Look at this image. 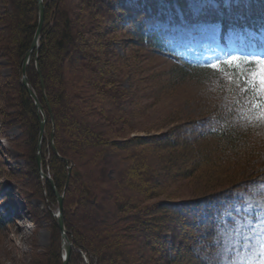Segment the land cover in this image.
<instances>
[{
  "label": "rangeland",
  "instance_id": "rangeland-1",
  "mask_svg": "<svg viewBox=\"0 0 264 264\" xmlns=\"http://www.w3.org/2000/svg\"><path fill=\"white\" fill-rule=\"evenodd\" d=\"M118 1V9L113 11L102 0L92 5L83 0H65L75 14L76 28L87 26L91 30L86 29L88 34L78 40L82 58L66 55L60 62V55L49 50L47 63H43L54 115L48 102L49 113L43 107L42 113L36 110L38 123L45 118L40 171L49 178L54 175L50 159L57 149L77 163L70 177L72 163L65 158L67 176L58 191H63L65 197L71 178L65 205L74 239L66 233L72 243L71 253L80 254L79 264H197L194 258L201 255L204 245L206 233L202 228L208 211L194 206L198 203L194 201L196 193L215 194L209 188L202 189V182L235 173L231 168L236 169L239 159L224 148H205L204 144L212 143V139L202 137L204 124L194 123L214 112L216 106L230 105L232 99L222 74L210 70L198 79L192 77L190 69L181 70L177 64L188 66L191 60L208 63L227 55L264 59V37L258 35L257 44H248L239 30L221 33L217 24L201 18L188 24L171 22L170 9L176 11V16L182 15L177 5L181 0ZM134 2L152 3L156 11L162 10L166 19L158 20L155 30L167 37L174 51L148 48L129 32L128 23L142 20L139 12L123 7ZM187 5L198 16L206 5L215 4L213 0H187ZM9 9L8 0H0V24L2 17L11 13ZM259 9L257 6L253 10ZM33 14L31 10L20 14V22L33 25ZM22 38L16 35L14 41ZM7 52H0V264H59L62 238L53 220L56 198L53 201L48 197L46 178L40 175L37 160V177L33 171L29 122L19 103L21 53ZM259 67L251 65L253 71ZM247 100L231 114L230 121L249 127V140L260 149L250 158L249 164H253L257 159L264 161V117ZM78 132L84 140L71 138ZM87 134L99 136V141L89 142ZM184 143L187 150L182 147ZM188 170L193 172L189 176L185 173ZM82 180L93 188L95 201L85 198ZM258 184L248 190H231L228 199H219L218 211H214L217 204H211L219 221L212 242L216 247L213 264H259V245L242 246L240 233L248 228L242 227L241 218L247 217L233 207L244 203L237 193L252 196L264 185ZM255 199L260 201L261 196L255 195ZM167 204L183 213L160 210ZM196 212L199 215L194 218ZM247 215L254 219L251 212ZM140 220L142 229H126V225L135 227ZM88 242L92 248L86 255L78 245ZM94 247H100V252Z\"/></svg>",
  "mask_w": 264,
  "mask_h": 264
},
{
  "label": "trees",
  "instance_id": "trees-1",
  "mask_svg": "<svg viewBox=\"0 0 264 264\" xmlns=\"http://www.w3.org/2000/svg\"><path fill=\"white\" fill-rule=\"evenodd\" d=\"M87 5H92L93 2L96 0H83ZM106 3V6H108L113 11H116L119 6L118 0H102ZM136 0L135 2H137ZM143 1V0H141ZM171 1V0H169ZM217 3V8H214L212 5H207L205 7L206 15H210V20L212 21H221L223 19L232 21L233 24L235 21L238 24H245L244 19H247L249 17H252L256 19V26L262 25V22H264V0H246L249 2L247 8L243 7L244 0H238V4H233L230 0L229 5H225V0H214ZM135 2L130 5H123L124 8L128 9L130 8L131 12H139V15L141 16L140 19H142L139 22H133L131 21L129 26V32L134 35L138 43L143 44L144 46H148V48L157 47L159 49H168V45L166 42V38L163 37V35L159 34L158 31L153 29V24L155 20L157 19H163L164 15L162 14V10L160 12L155 10V5L152 3H141L136 4ZM9 6L11 7V13L9 15H5L2 17L1 21L2 24H0V52H4V54L9 53L11 54L12 51H15V53L20 55V61L18 60V65H21V60L24 57L25 53L27 52L29 45L32 41L33 34L36 29L37 25V0H8ZM172 3V2H170ZM44 4V21L42 25L41 30V36L38 41V48L36 52H33L31 54L30 60L26 67V77L29 81L30 86L36 93L39 102L41 103L42 107L46 111L47 105L46 102L49 104V108L52 112V116L54 108L53 103L51 100V95L49 96L50 92L47 88V82H46V71L43 68V63H47V52L49 50L54 51L56 54H59L60 56V62L66 55H70L73 57H83V53H78V40L83 37L84 34H88L86 31L87 26L81 29V27L78 26V29L74 25V18L75 15L71 11L70 3L65 2V0H43ZM178 7L181 8L182 15L181 18L185 21H190L191 19V11L189 9V6L187 5V0H181L179 4H177ZM259 7L258 12H254V8ZM56 9V10H55ZM28 10H31L34 12L33 14V20L34 24L31 26H27L26 24H23L19 20L20 14L26 13ZM100 10V9H99ZM100 12L104 13V10H101ZM169 13L173 17V19L178 20L180 19V16H176V11H173V9H170ZM262 21V22H261ZM222 22V21H221ZM87 25V24H86ZM89 25V24H88ZM12 30L15 33L13 35ZM91 30V29H88ZM12 34H11V33ZM20 35V37H23L21 40L14 41L15 36ZM13 39V41H12ZM47 45V47H46ZM35 59L38 64V68L41 74V77L43 79V91L41 90L39 76L35 67ZM61 64V63H59ZM177 66L181 70H191L192 74L195 78L201 79L200 76L205 77L210 70L206 68H202L199 66L187 68L184 65L177 64ZM60 67V66H59ZM61 69V68H60ZM210 69V68H209ZM182 73H180V77ZM223 81V80H222ZM103 82V81H102ZM104 82H106L104 80ZM224 83L226 84V87L228 89V93L230 95V98L232 99L229 106L227 105H219L214 108V112L210 113L209 115L204 116V118H201L200 120H195V124H204L203 125V132H201L202 137H207L209 139H212V143L204 144L205 148L212 146L214 149H222L224 148V151L226 153L233 152L232 155L235 157H238L239 160H237V164L235 165V168H231L234 170L235 173L229 174L228 177H221L222 174L219 177H215L216 179L209 182L203 181V187L202 189L209 188L208 190L216 191L215 194L212 195H204V193H196L197 196H195L196 200L194 203L195 205H198L199 209L203 207L205 208L208 213H206V223L203 225V230L205 231L206 235L203 237L202 241L204 242V245H202L201 248V255L198 257H195V261L197 264H213L212 255L216 249V247L212 244L213 240L215 239L217 230V219L213 215V207L211 206L212 203L217 204L218 208L214 207V211H218L219 205H220V198L223 197L225 199H228V197L231 196L230 191L233 189H243L247 190L253 185H256L258 183H264V161H260L257 159L256 162H253V164L250 163V158L255 157L260 150L257 146H254L253 142L249 140L248 133L250 132V129L248 126H243L242 124L233 123L230 121L231 114L236 112L237 107H239L240 104L245 100V96H241L239 91L235 88H230L228 83L224 80ZM18 84V83H17ZM223 84V83H221ZM102 90V88L100 89ZM18 91H19V103L20 106L23 109L24 117L29 122L28 125V137L33 143V152L31 156L32 161V168L36 175L38 176V168L36 165V154H35V148L37 144V136H38V130H39V123L36 118V109L34 106V102L30 97L28 96V93L26 89L22 86L21 82H19L18 85ZM104 92V91H103ZM105 94V93H104ZM44 95L46 98H44ZM57 101V99L55 98ZM239 100V103L237 102ZM62 102V101H60ZM59 102V103H60ZM61 106V103H60ZM208 113V112H207ZM49 115V114H48ZM201 116V115H199ZM105 119V117H103ZM238 126V127H237ZM239 126L243 129H239ZM71 138H73L75 141H81L84 140V138H80V133H76L73 135H70ZM86 140H88L91 143H94V141H99L96 135L90 134L86 135ZM184 139V138H182ZM214 143V144H213ZM49 146V143H48ZM188 145L184 143V146L182 144V147H184L186 150ZM56 149V148H55ZM205 150V149H204ZM207 150V149H206ZM57 154L52 151V158L50 159L52 162V165L54 167V175L51 176V179L56 187L57 190H62L63 184L66 180V174H67V164L64 162V158L68 159L72 164L70 177L72 176V173L77 166V163L75 159L69 155H65L61 153L58 149L55 150ZM44 156L42 157L43 161ZM219 163V161H218ZM219 165L222 166V164L219 163ZM217 166V163H216ZM229 166V165H228ZM223 167V166H222ZM64 169V171H63ZM247 169V170H246ZM246 170V171H245ZM249 170V171H248ZM192 171L188 170L186 171V175L189 176ZM248 172V174H247ZM250 172V173H249ZM193 173V172H192ZM71 178L68 181V187L71 185ZM45 186L47 188V194L48 197L50 196L54 201V193L50 187V183L47 179H45ZM67 187V190H68ZM81 191H83L85 198L88 200V202L95 201V195L94 190L91 188V186L84 180L81 182ZM65 190V197H64V203H63V211H62V218L64 222V227L66 231L71 235L74 239V232L69 227V224L67 225V210H66V202L67 199V193L68 191ZM49 197V198H50ZM201 197V198H200ZM218 198V199H215ZM206 199V200H205ZM211 199L212 201H209ZM215 199V200H214ZM205 200V201H203ZM50 201V200H49ZM202 201V202H199ZM51 202V201H50ZM53 203V202H51ZM201 206V207H200ZM198 209V208H196ZM198 209V210H199ZM202 209V208H201ZM122 209H119L117 212L121 211ZM160 210H167L173 213H183L180 210L175 209V207L170 206L169 204L164 205L161 207ZM108 213H110V209H108ZM199 215L198 212L194 215V218ZM90 218V217H89ZM88 218V219H89ZM200 218V217H199ZM55 227L57 229V233L59 235V228L57 225L56 218L53 217ZM142 220L135 222V227H128L126 225V229L130 232L132 228L136 229H142L143 222ZM144 221V220H143ZM2 219L0 218V225H1ZM129 224V223H128ZM139 227V228H136ZM89 231V227H85V230ZM84 230V229H83ZM90 232V231H89ZM87 240L91 242V239L87 237ZM88 244L90 245V243ZM100 243V242H99ZM98 243V244H99ZM88 244L83 245V243H80L78 246H80V249L85 252L87 255L90 253L91 245ZM206 244V245H205ZM88 249V250H87ZM96 252H100V247H94L93 249ZM60 255V249L58 250ZM104 257L107 256L103 253ZM96 256H92V259ZM97 258V257H96ZM211 258V260H210ZM62 259L60 258V262ZM73 261L75 264H79L80 262V254L76 251L70 252V256L68 259V263L70 264ZM91 262H89L90 264Z\"/></svg>",
  "mask_w": 264,
  "mask_h": 264
},
{
  "label": "snow or ice",
  "instance_id": "snow-or-ice-1",
  "mask_svg": "<svg viewBox=\"0 0 264 264\" xmlns=\"http://www.w3.org/2000/svg\"><path fill=\"white\" fill-rule=\"evenodd\" d=\"M255 63L260 67L258 71H253L251 65ZM206 67L210 68L214 73H221V79L225 80L230 88H235L241 96L249 95L246 103H251L254 109L264 117V59L260 57L244 58L237 55L221 56L208 62ZM239 103V100L237 101ZM244 203L242 205H234L237 213L243 212L242 227H247L246 233L243 235V247L251 248L256 243L261 251V260L259 264H264V185H261L259 191L252 196L245 197L243 193L236 194ZM255 195H260L261 200L255 199ZM251 212L254 216L248 217ZM231 212H229V215Z\"/></svg>",
  "mask_w": 264,
  "mask_h": 264
},
{
  "label": "water",
  "instance_id": "water-1",
  "mask_svg": "<svg viewBox=\"0 0 264 264\" xmlns=\"http://www.w3.org/2000/svg\"><path fill=\"white\" fill-rule=\"evenodd\" d=\"M43 21H44V4L42 0H37V25H36V29L35 32L33 34L32 37V41L29 45V48L27 50V52L24 55V58L22 60V64H21V84L22 86L26 89L28 95L32 98L33 102H34V106L36 108V110L40 111L42 113V106L38 101V98L35 94V92L33 91V89L31 88V86L29 85L28 79L26 77V67L27 64L30 60L31 54L33 52L36 51L37 46H38V40L40 37V33L42 30V25H43ZM36 70L39 74V79H40V84H41V88L43 89V79L40 75V71L38 68V65L36 63ZM45 98V96H44ZM47 105V103H46ZM48 106V105H47ZM48 108V107H47ZM49 110V109H48ZM39 117V116H38ZM43 117V116H42ZM44 123H45V118L43 117V120H39V139L37 142V155H36V160H37V165L39 167V171H40V137L44 131ZM64 161H66V159H63ZM40 175L43 176L44 178H46L49 183H50V187L54 193V196L56 198V203H57V214L55 215L56 220H57V225L59 228V232L61 234V247L63 249V253L61 256L62 259V263L61 264H67L68 263V259L70 256V252L72 250V243L69 242V239L67 237V233L64 227V222H63V218H62V211H63V197H64V192L62 191L61 193L56 189L53 181L51 178H49L48 176L44 175L41 171H40ZM67 182V181H66Z\"/></svg>",
  "mask_w": 264,
  "mask_h": 264
}]
</instances>
